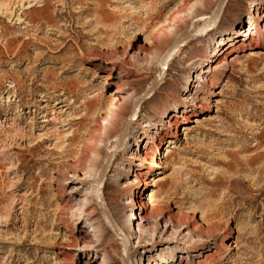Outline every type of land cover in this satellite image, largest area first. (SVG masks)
Instances as JSON below:
<instances>
[{"label":"rangeland","instance_id":"rangeland-1","mask_svg":"<svg viewBox=\"0 0 264 264\" xmlns=\"http://www.w3.org/2000/svg\"><path fill=\"white\" fill-rule=\"evenodd\" d=\"M217 1L0 0V30L24 33L9 50L3 47L8 35L0 37V264H83L88 256L79 246L91 242L93 261L87 264H123L122 241L92 194L94 176L134 100L157 77L161 55ZM236 1L226 0L207 34L185 41L139 104L151 121L164 119L175 106L210 105L203 112L199 105L194 121L184 122L178 136L165 125L170 134L155 140L163 153L153 149L151 154L160 165L146 175L147 208L136 213L146 220L129 213L126 202L140 188L132 183L125 189L122 182L132 174L123 175L116 161L107 169L101 195L114 222L119 227L121 219H131L142 229L128 247L129 257L149 256V264H264V30L260 46L221 55L207 73L209 82L194 86L218 41L225 38V47L234 28H247L253 20L251 0H240L238 9L232 7ZM6 8L13 12L10 17L3 13ZM21 13L39 15L43 31L32 24L25 29ZM49 40L62 43L55 47ZM21 47L19 58L11 57ZM41 54L47 60L37 61ZM119 69L126 80V110L99 143V154L83 159L76 178L67 166L78 148L62 157L60 152L71 135L85 136L92 122L88 101L109 104ZM55 97H67L66 105L55 104ZM145 119L140 117L137 126ZM169 137L176 143L165 151ZM256 153L261 157L251 163ZM81 211H91L96 233L90 221L78 217ZM71 237L77 243L69 244Z\"/></svg>","mask_w":264,"mask_h":264},{"label":"bare ground","instance_id":"bare-ground-1","mask_svg":"<svg viewBox=\"0 0 264 264\" xmlns=\"http://www.w3.org/2000/svg\"><path fill=\"white\" fill-rule=\"evenodd\" d=\"M239 2L240 0H237L236 3L232 5V7L235 9H238L240 7ZM250 6L252 7V11H253L252 13L253 20L249 22V24L247 25V28L246 27L234 28V31L232 32V36L226 38V39H229V42L225 47H224L225 38L218 41V46L217 48L213 49V52H212L213 54L208 59L206 68L203 67L201 69V66H200V68L198 69L200 72L197 73L195 77H197L200 83L199 82L196 83L194 85L195 87L202 88L204 87L206 82H209L207 73H211V71L215 67L216 62L220 59L221 55L224 56L227 52H231V51H234L235 49H239L240 47L244 45H248L249 49H254L260 46L259 44L260 42L259 37L261 35L260 30H264V22H263V25L260 27H259V24L261 20H264V0H251ZM3 13L5 14V16H8V17H10L13 14V12H8L7 8L3 11ZM21 15L24 16V19H26V22H27V25L24 27L25 29H29V24H32L35 27L36 31H39V32L43 31L45 26H44V22L41 21V18L39 17V15H37L36 13H34L33 15H27L25 13H21ZM57 15H60V13L57 12ZM23 21L24 20L20 22H23ZM196 28H197V24L193 27V30H196ZM15 32L16 31L8 32L6 28L0 30V37L1 36L4 37L8 35L5 38V41L3 44V47L6 50L10 49V44L13 40L24 35V33L15 34ZM12 34H15V35H12ZM205 34L203 33V35L201 36H204ZM257 35H258V39H256ZM239 36L240 38L237 39ZM51 43L52 41L49 40L48 45H55L56 47V45L61 44L62 41L59 42L58 44L57 43L51 44ZM185 45H186L185 42H182L177 46V48L174 50L172 54L173 56L172 59L181 52V50L183 49ZM23 48L24 47L12 50L11 57L18 59L19 58L18 56L20 55V52L23 50ZM47 58L48 57L46 55H42V54L36 56V60L39 62L45 61L47 60ZM197 59L199 60L200 58H197ZM122 74L123 73L119 69L117 71V75L114 77L115 78L113 82L114 88L111 91V93H113V97L110 100L109 104H107V102L104 103L102 101L101 102L88 101V104H86L85 109L88 110L90 114L92 115L91 117L92 122H90L88 126L84 129L85 136L83 137V139L79 140L76 135L74 134L71 135L68 138L67 145L60 152L61 153L60 157H62V155H66L67 151H73L75 149L74 147L78 148L77 155L74 157L73 161H71L67 166L68 169H70L69 171H71L72 174L76 178H79L78 172L79 170L83 168V159L86 158L87 160V158L88 159L90 158V155H95L96 153L100 151L99 143L102 141L103 138L107 137V135L112 130L117 128L118 116L123 111L126 110V105L122 104L123 98H124V96L122 95V92L125 89L126 80L122 77ZM42 96H45V94H43ZM66 101H67V97H55V104H58L59 106L66 105V104H63ZM199 105L202 107H198ZM199 105L196 107H193L194 109H190V110L186 108H182L180 110L181 106H178V107L175 106L174 108L170 109L169 113L163 116L164 119L162 118L157 119V120L155 119V121H151L152 120L151 117L148 116V114H143L142 108L138 107L139 109H137L135 117L131 119L130 121L129 128L127 130L126 137H125L122 147L114 152L112 156V160L110 162V163H113L114 161H116L115 162L116 166L124 170L123 175L132 174L133 176L131 180L122 182V188L126 187L125 189H127L132 183H135L134 184L135 188H140V189H137L135 193L131 194L128 199V202H126L130 206L129 213H130V216H132L133 218L135 219L140 218L142 220H146L145 215L139 217V215L136 213H138L137 211H141L147 208L148 197L142 196V190H144L145 185L147 184L146 175L151 173L153 170H155V167L160 165L158 159H155L156 157L152 156L151 154L153 152V149L156 154L161 155L163 153L161 151V147L159 148L158 144L155 145V140L162 139L164 135H167L168 133L170 134V132L168 131L166 132L164 130L163 127L165 125H167V127L168 126L170 127L171 134H173L172 136H178L179 129L183 128L181 127V125L184 122L194 121L193 117L194 115H197V112L199 111L196 109L197 107L200 108L201 112H203L204 110L207 111L209 109V107L207 106H210V105L203 106V101H201ZM105 107H106V111H105ZM19 110L20 109H18L17 111ZM140 117L146 118V119L140 121L137 126V120H139ZM45 120L46 119L44 118L42 119V121H45ZM151 126H154L153 129H151ZM166 141H167V146L164 148L165 151L167 150V148L171 147L172 144L176 143V140L174 139V137H169L168 139H166ZM141 142L143 143L141 144ZM104 153L107 154V149L105 150ZM259 156L260 155L256 153L255 155L251 156L248 160L251 163H253L257 160ZM133 160H134V164H135V160H137L135 164L136 167L134 168L132 167ZM47 163L48 165H50L51 164L50 160H48ZM60 172H61L60 176H64L63 170ZM90 214H91V211H88V212L81 211L78 217L79 218L85 217L87 221H90L91 220ZM172 217L173 216H171L170 218ZM91 221H90V225H91L90 230L96 233L98 231V227ZM119 228L123 231V233L125 234L127 238L128 247L131 248L132 246H134L135 240L140 237L141 232H142V229L138 225V223H135V220H131V219L125 220L124 218V219H121L119 223ZM93 236H97V235L94 234ZM93 239L95 241V238ZM170 241H174V239H171ZM75 243H77V238L71 237L69 244H75ZM94 247L95 245L92 244V242L88 245L84 244L82 246H79L80 249H83L86 251L85 254L83 255L88 256L87 261H85L83 264L91 263L93 261V256L92 254H90L89 251L94 250ZM178 256L182 257L183 255L179 254ZM131 258H133L134 260V262H131V264H149L147 260H152L149 256H148V259L146 260L144 258H137V257L130 256L129 257L130 261H131ZM214 263L215 262L200 263V264H214Z\"/></svg>","mask_w":264,"mask_h":264},{"label":"water","instance_id":"water-1","mask_svg":"<svg viewBox=\"0 0 264 264\" xmlns=\"http://www.w3.org/2000/svg\"><path fill=\"white\" fill-rule=\"evenodd\" d=\"M225 2H226V0H218L217 3L215 4L214 8L212 9V11L209 14L199 16V17L193 19L186 28H184L181 32H179L175 36V38L172 41V43L170 44V46L165 50V52L159 58V72L157 74V77L155 78L153 83L147 88V90L145 92H143V94H141L139 97H137L134 100L130 115L127 117L126 121L124 122L121 132L115 138H113L111 140V142L107 145V154H106L105 160L103 162V165L101 166V168L99 169V171L95 175L94 184L92 187V193H93V196H94V199H95L97 205L103 211L105 219H106L109 227L115 233V235L117 237H119L120 240L122 241V263L123 264H131V261L129 259V255H128V241H127L125 234L122 232V230L114 222L113 217L111 216V214H110V212H109V210H108V208H107V206H106V204L102 198V195H101V186H102L103 181L105 179V174L107 172V169H108L110 162L112 160V156H113L115 151H117L118 149H120L122 147L123 142H124L125 137H126L127 130L129 128L130 121H131V119H133L135 117L140 102L144 98H146L151 93V91L159 84V82H160V80L164 74L168 60L172 56L174 50L177 48V46L180 43L185 42V41H187L193 37L202 35L203 33L207 32L208 30L213 28L217 23V20H218L221 12L223 10ZM196 24H197V28H196V30H193V27Z\"/></svg>","mask_w":264,"mask_h":264}]
</instances>
